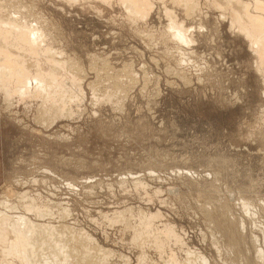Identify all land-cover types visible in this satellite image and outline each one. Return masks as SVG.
Returning a JSON list of instances; mask_svg holds the SVG:
<instances>
[{"label": "rangeland", "instance_id": "374dc122", "mask_svg": "<svg viewBox=\"0 0 264 264\" xmlns=\"http://www.w3.org/2000/svg\"><path fill=\"white\" fill-rule=\"evenodd\" d=\"M128 1L0 0L45 35L13 51L59 66L70 110L43 121L40 97L0 93V202L105 264H264V49L237 28L264 43V0Z\"/></svg>", "mask_w": 264, "mask_h": 264}, {"label": "bare ground", "instance_id": "6f19581e", "mask_svg": "<svg viewBox=\"0 0 264 264\" xmlns=\"http://www.w3.org/2000/svg\"><path fill=\"white\" fill-rule=\"evenodd\" d=\"M127 1L124 0V2ZM137 1L138 0H129L128 5L127 3H124L126 9L128 8L130 10L131 7L134 9V4L136 5ZM0 19L3 18L0 17ZM5 19L0 20V93H2L6 99L11 98L15 94L21 95L22 97L25 96L27 98H29L30 95L40 97L43 99V105L40 104L41 111L38 113L39 115L44 116V119H41L43 121L54 119L56 116L61 114L68 116L70 114V110H66L64 107L65 102L62 98L63 87H61L62 85L59 83V76L53 73L54 71L58 72L57 70L59 69V66H54L53 62L45 68V66L42 67V65H36V61L33 65L34 67H37L34 68V74L32 75V68L30 67L32 64L30 63V65L27 62V59L15 55L13 51L21 50L24 52L22 54L23 56L24 54H27V56L30 55L32 58L40 52L41 43H43L41 40L45 35H43L40 28L29 29L28 31L26 30L27 33H25L23 31L25 27L21 24L19 25L16 21L13 22L12 18V20H9V18L8 20ZM259 21V19H255L251 25L255 26L256 29H260ZM237 28L248 37L252 47L255 49L254 52L259 55L260 60H263L262 54H260V50L264 49V43L261 41L263 37L259 39L256 37V34H252L248 31V29H242L240 27ZM167 31L171 32V36H173L178 42L180 41L185 44L187 41L185 38L186 35H184L185 32L174 22L170 24L169 30ZM260 31L262 32L263 30ZM261 32H259V34ZM45 51V54H47L46 60L52 62V56L54 53L48 49H45ZM39 57L43 58L42 56ZM24 62L26 65H24ZM4 204V202H0V264H105V257L102 259L99 258V260L95 261L96 255L93 254L95 256V259H93L94 256H92L91 252L97 245L95 246L94 244L93 246V239L84 233L79 232L78 234L76 233L77 235H73V233L69 231L68 227H65L64 225L56 227L52 223L33 222L30 218H27L26 215L13 216L11 211L17 207L12 205V203ZM26 209L29 212L34 213L37 219H44L49 215V213L44 212L43 209H39L34 206L31 207L27 205ZM66 212L67 211H65V213ZM61 213L63 214V212ZM60 218L62 219V217ZM65 231H67V234ZM75 235L76 238L74 239L73 236ZM78 235H80V237ZM144 237L142 239H144ZM140 239L137 241L138 244L140 243ZM145 240H143V242ZM95 249L99 250L97 247ZM99 251L102 255L103 252H106L104 250ZM106 254L107 253L104 255ZM188 259L189 258H187V260ZM256 260L264 261L263 252L257 253ZM261 261L259 263H261Z\"/></svg>", "mask_w": 264, "mask_h": 264}]
</instances>
